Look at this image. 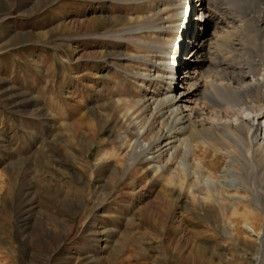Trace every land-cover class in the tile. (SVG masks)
<instances>
[{"label": "rangeland", "instance_id": "374dc122", "mask_svg": "<svg viewBox=\"0 0 264 264\" xmlns=\"http://www.w3.org/2000/svg\"><path fill=\"white\" fill-rule=\"evenodd\" d=\"M196 1L0 0V264H264L261 231L231 242L222 227L254 203L247 186L264 194L262 59L246 45L257 18L204 29ZM186 20L227 41L217 85L255 87L238 107L184 98L197 131L177 142L163 98L191 62ZM138 115L151 117L143 137ZM159 130L163 144L189 139L188 175L139 155ZM227 165L246 187L189 188Z\"/></svg>", "mask_w": 264, "mask_h": 264}, {"label": "bare ground", "instance_id": "6f19581e", "mask_svg": "<svg viewBox=\"0 0 264 264\" xmlns=\"http://www.w3.org/2000/svg\"><path fill=\"white\" fill-rule=\"evenodd\" d=\"M196 2L198 3V7L200 11V15L197 20L198 21L204 20V22L201 24V26L204 27V29H206L209 26H211L212 28L221 29L222 27H227L225 25L228 24V21L230 20L234 21V18L239 20L249 21L252 17L254 18L256 16L257 24L252 29H250L252 30L250 31L252 32V38L247 42L246 45H247V51L250 52V54L252 52H255L261 56L260 58L262 60L261 63L260 62L259 63L262 68L263 79L261 86L259 87H261L260 93L264 96V0H197ZM221 13H226L229 15V17H222ZM257 14H259L260 18L257 17L258 16ZM256 18H254V20ZM187 21L188 20H186L187 23L186 33L187 36L191 37V39L193 40L192 51L190 52L193 53V55L191 54L192 56L191 55L189 56L191 58V62L186 64L184 69L187 75L183 79L184 83H182L181 81L175 83L176 78H175V74H173L172 75L173 87L170 86V88L167 89V91L164 93V98H163L164 103L167 105L166 107L167 114L165 113V115H171L172 116L171 120H174L173 122L174 127L172 128L171 126L172 129L170 128L169 132L167 133L168 135L166 137L169 140L177 139L176 140L177 142L182 141V139L177 136L178 134H184L188 131L187 132L188 134L186 136L187 138H190V136L197 131L195 123L191 120V116L184 115L183 111L181 110L180 103L182 102V100H184V98H186L187 96H195L197 97L196 100L206 99L207 103L210 104L213 108L215 106L222 107L223 105L238 107L239 104L243 103V100L244 101L246 100L244 99L246 98L245 97L246 95H251V96L253 95V91L255 87V86L254 87L246 86V88H243L241 86L243 89L235 90L234 87L232 86L234 83H237V81L235 80L236 78L235 79L233 78V76H232L233 80L231 79L232 82L231 80H229V82L223 83L220 79L221 82L219 81L220 83L217 85L218 82H216L217 81L216 75L215 76L213 75L218 74V72L215 73L214 70L219 71L220 69L219 73H221L222 72L221 69L223 67H227V64L220 63L218 61L220 57L219 52H223L224 54V52H226V48L229 47L228 44L226 43L227 41L222 42L221 39L219 38L220 36H213L214 38L210 39L211 35L208 36V34L206 35L205 32L203 34L202 33L193 34L191 29L192 25L191 26L188 25L192 22L189 23ZM244 30L242 32H245ZM246 30L248 29L246 28ZM224 76L222 74L221 76L222 79ZM179 84L185 86H183V90L179 91L178 96H176L174 94V90L179 88ZM154 108L155 109L159 108L157 103ZM140 109L143 113L147 111L145 104L141 102H140ZM160 114L162 117H165L163 116L164 114L162 112H160ZM138 116L140 119V122H138L139 125L138 136L143 137L145 135V132H148L147 125L150 124L148 119L150 120L151 117L146 119V116L143 117L141 115ZM165 118H168V116H166ZM155 133L156 134L154 135L151 134V136H149L148 138L146 137L148 139L147 142L144 141L140 142L142 143V145L140 143H135L139 146L141 152L139 155L142 154L148 156L150 157L149 158L150 160L156 162L157 165L159 164L158 166L154 167L155 170L157 171L168 168L173 163H177L178 164L177 168L187 173L186 158L190 155V148L188 142L189 139L186 140L183 139V141H185L186 143L184 148L180 149V147L177 144L175 146L172 142L167 141V143L164 142L166 144H163L162 141L161 143L160 141L162 140L164 133L163 132L160 133V130ZM249 133L251 134L253 141H255L257 138L256 131L253 128H251ZM221 135L222 137L225 138L229 137L228 133H221ZM262 151L264 152V148L262 149ZM179 156H181V158ZM178 157L181 160H178ZM250 157L251 156H248V158ZM136 161H133L130 164L129 170H131L136 165ZM254 169H255V165H254ZM171 173L173 175L176 174L175 172H171ZM228 175H232V176L234 175L232 173V168L230 165H227L226 168L224 169L223 172L224 177L222 176L224 180L222 182L220 181L217 182L213 180L211 177L204 176L203 179L197 178L196 180L191 181L189 184V188H191V190H195L198 187L199 188L201 187V188H205L207 191H212L213 189H218V188H225L228 190L230 189L238 190L242 185V182L236 179L228 180L227 177ZM197 176L199 177V175ZM176 177L178 176L176 175ZM175 179L176 178H174V180ZM243 186L245 185L243 184L242 187ZM246 188L253 193L254 203L253 204H251L250 202L245 203V208H247L246 214H242L238 217L235 213H231L229 217L223 218L222 227L225 228L226 231L230 233L229 240L231 242L235 241L237 237L241 234L240 233L241 227L246 228L251 233H258V231H261L259 232V234L261 238L262 248L264 249V194L260 193L259 191H256L255 189H251L248 186ZM232 203L236 204L234 202ZM198 248L200 249L201 253L205 252L208 249L204 246ZM220 248L224 249V246L221 245Z\"/></svg>", "mask_w": 264, "mask_h": 264}]
</instances>
